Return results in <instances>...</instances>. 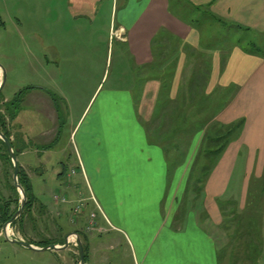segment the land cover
Segmentation results:
<instances>
[{
	"label": "crops",
	"instance_id": "crops-1",
	"mask_svg": "<svg viewBox=\"0 0 264 264\" xmlns=\"http://www.w3.org/2000/svg\"><path fill=\"white\" fill-rule=\"evenodd\" d=\"M75 5L77 16L56 11L68 6L63 1L52 5L55 17L45 18V59L39 63L34 58L29 67L33 85L28 103L33 107L31 127L42 125V119L52 125L33 137L43 138L46 146L58 137L55 97L68 105L80 103L65 143L73 144L80 173L101 209L99 235L105 234L75 232L80 234L84 264H222L219 256L228 252L230 231L246 237L247 241L238 237L240 247L251 245L246 255L254 264L264 263V225L260 238L245 225H225L224 220L234 217L237 199L238 210L244 211L250 185V197L264 198V0H80ZM84 9L89 17L82 15ZM229 31L240 36L231 38ZM243 41L255 50H248ZM84 49L93 57L102 53L110 65L115 51L114 67L122 70L107 90H102L103 67H76ZM197 80L199 94L190 100ZM207 106V119L216 128L236 129L209 166L191 207L185 203L187 176L181 172L187 165H172L171 186L167 168L176 153L195 151L194 141L187 140L189 148H181L175 139L190 136L189 131L180 133V121L196 119ZM164 119L171 121L167 133L162 129ZM163 135L171 136L170 155L166 139H158ZM235 173L239 198L227 193ZM32 195L35 203L19 224L30 219L33 226L14 235L38 256L47 251L39 250L43 243L61 247L70 233L53 236L49 224L63 212ZM251 203L255 216L258 212ZM48 252L44 264H79L73 243Z\"/></svg>",
	"mask_w": 264,
	"mask_h": 264
},
{
	"label": "rangeland",
	"instance_id": "rangeland-1",
	"mask_svg": "<svg viewBox=\"0 0 264 264\" xmlns=\"http://www.w3.org/2000/svg\"><path fill=\"white\" fill-rule=\"evenodd\" d=\"M63 1H66L68 6L63 8L58 7L56 11H59L60 9L61 12L67 13L66 15L68 17L77 16L76 13L74 14V10H77L75 3L77 4L80 0H0V66L4 69L6 76L4 87L1 92L2 101L0 102V112L3 115L6 114V111L4 110V98L11 100L17 93L23 91L17 98V112L16 110L11 112L10 109H12V106L6 107L8 108V110L6 109L8 112L6 122L9 126L12 139L17 143L14 145L15 149L19 148L24 152L23 155L17 154L16 159L18 164H22L24 167L23 170L25 173L28 172L30 175L29 178L32 193L39 198L40 202L45 203L48 206L57 207L60 210V213L63 212L59 215L56 221L49 224L48 228L49 230L52 229L51 233H53V236L61 235L63 237L66 234L75 233L76 231L79 233V230L82 231V229L87 236H104L105 234L99 235L100 232H98L101 222H99V217L97 215L98 213L100 215L102 214L101 209L97 204L96 198H94L92 194L91 187L85 179L86 177H84V175L82 176L80 173L73 152V144L69 142L66 145L65 143L67 137L66 134L69 131L70 125L76 122V117L79 115L78 107H80V103L68 105L63 100H60V98L55 97V102L59 107L60 118V122L58 123V137L53 144L48 146L45 145L43 138L33 137L41 131V128H43V130L48 127L52 129L50 122L46 119H42L40 121L42 125L33 128L31 127L29 119L33 109L28 103L29 88L33 85V82L29 77V67L31 64H35L33 60L34 58L38 59L39 63L44 62L45 18L49 17V15L55 17L52 16L53 14L51 15V10H53L51 9L52 5ZM59 5L60 4H58V6ZM81 13L82 15L84 14V17L90 16L87 9H84ZM62 15L65 14L62 13ZM86 26L87 25H84V27ZM83 30L86 32V28ZM88 33H90V31H88ZM88 33L84 36V44L89 40V38H87ZM216 33L218 32L216 31ZM228 33L231 38L236 39L240 36V34L237 35L233 31H229ZM252 41L254 44L256 43L255 38H253ZM243 42L247 45L246 48L248 50H255L251 45H248L246 41ZM38 43L42 46H39ZM83 51V55L78 58V63H75L76 67H103L105 78L102 82V90H107L112 79L117 75L116 73L122 70L121 67H114V64L116 63L115 51L112 53L111 65L102 53H98V56L93 57L87 55L88 52L85 49ZM258 51L262 52V48H258ZM93 59H95V63L91 64L90 61ZM199 74L201 73L199 72ZM199 84L200 82L197 80L193 89H191L190 100L193 98L194 93L195 95L199 94ZM102 95L103 94H101L99 99H101ZM200 98L201 97H199V99ZM94 99L91 101L87 111L93 104ZM93 110L94 107L92 108L90 115H92ZM192 111L193 110H190V113H192ZM209 114L210 110L207 106L203 114H197L196 119L180 121V133L181 130L182 133L183 131H189L190 136L180 135L177 138L175 137V139H178V144L181 145V148L182 146L189 148V143L191 144L192 141H194L193 144L195 151H190L189 153L180 151L178 154L174 152L176 153L175 155H177L175 156L176 159L174 161L169 160V167L167 168L168 181L171 186V183H173L171 175L174 171L172 165L174 163L178 164L180 167L187 165L185 169H181V172L184 170V174L187 176V184L185 179L183 190L186 191L185 203L190 202L193 197L199 196L202 191V185L198 180H202V172L215 163L214 154H212L214 152L212 151H216L222 142H217L218 140H216L215 136L212 134L210 128L212 124L207 119ZM90 115L85 119V122L90 121ZM162 127L163 131L167 133L168 128L171 127V121L169 119H164ZM232 136L233 134L229 135V140ZM155 138L157 137H151V139ZM170 138L171 136L168 135L159 136L158 138L159 140L166 139V145H164V147L167 155L169 153L168 149H170L172 143ZM187 140L189 141L188 144ZM12 174L13 171L11 166H9L7 162L5 163V161L2 162L0 159V205L7 203L9 205V210L12 209L10 212L19 208L20 200L18 193L15 194L13 189ZM235 181L236 173L233 176V180L231 181L227 193L228 195H235L236 198H239L235 191L237 185V182ZM262 186L263 185H260V187ZM251 187L252 186L250 185L249 200L245 203L244 211L238 210L237 205H239L241 201L240 199H237L238 203H234V207H232L234 217H224L225 225L235 226L236 224H243L254 236L263 238L261 227L264 225V198L259 199L256 196L250 197ZM13 201L15 203L10 204ZM249 203H251L255 210H257V215L253 216L252 211L249 208ZM193 205L192 200L190 206L193 207ZM28 214L29 211L25 213L23 217ZM91 215L93 217H91ZM30 218H32V215H30ZM102 218L104 219L103 216ZM28 221L29 222L27 224L24 223L23 226L19 224V221H16V224H12L10 228H12L15 233L17 231L20 232V230H25L26 226L27 228L33 226L30 219H28ZM202 223H204L203 219ZM204 226L207 228V225L204 224ZM226 234L228 235V252L222 253L221 257L219 256L223 262L222 264L226 261L228 264H254V258L246 255L247 252L251 251V245L246 243V248L240 247L239 238H242L243 241H247L243 233L240 231H230ZM42 236L43 235L37 233V237L41 240L43 239ZM30 251L32 250L24 246L10 243L3 235L0 236V264H44L46 262L45 257H48L47 253H50L48 252L49 250H47L46 252L39 253L37 254L38 256H35ZM241 252L245 255H241ZM70 257L73 256L70 255ZM53 261L56 260L53 259Z\"/></svg>",
	"mask_w": 264,
	"mask_h": 264
},
{
	"label": "trees",
	"instance_id": "trees-1",
	"mask_svg": "<svg viewBox=\"0 0 264 264\" xmlns=\"http://www.w3.org/2000/svg\"><path fill=\"white\" fill-rule=\"evenodd\" d=\"M21 92H23V91H20L19 93H17V95L13 98V100L10 101L8 104L5 103V109L4 110L6 111V114L3 115L0 112V133L3 134L11 142L13 150L17 151V154H19L20 151L18 149L14 148V142L11 140V133L9 130V126L6 122V116L8 115V112H7L8 108H6V107L12 106V109H10L11 112H14V110H16V112H17V105H18L17 98L21 94ZM1 96L2 95L0 94V102L2 101ZM210 128L212 130V134L215 136L216 140H218L217 142L222 141L219 148L216 149V151H212V152H214L212 154H214V159H215L221 153V151L223 150L226 143L229 141V135L233 134V131L236 129V126H235V128L234 127H226V128H223L220 130V129L216 128L215 124H212ZM0 159L2 162H4V161H5V163L7 162L9 164V166H11V168H12L10 159H9L7 151H6V147L1 140H0ZM12 171H13V168H12ZM208 171H209V168L205 169L202 172V176H203L202 180L206 176ZM202 180H198V182L199 181L201 182ZM18 182H19V185L24 190L25 195H26V199H27L25 209H24L22 215L20 216V218L17 220V222L18 221L20 222L23 218V215L25 213H27L28 211H30V209L33 207V205L35 203V199L32 195L31 184H30L29 178H28L27 174L25 173V171L20 166L18 169ZM13 189H14L15 194H17V191H16L14 186H13ZM16 211L17 210L10 212L9 205L7 203L0 205V227L2 225H4L6 222H8ZM43 246L46 247L47 244L43 243ZM84 257H85V254H84Z\"/></svg>",
	"mask_w": 264,
	"mask_h": 264
},
{
	"label": "water",
	"instance_id": "water-1",
	"mask_svg": "<svg viewBox=\"0 0 264 264\" xmlns=\"http://www.w3.org/2000/svg\"><path fill=\"white\" fill-rule=\"evenodd\" d=\"M0 72H1V82H0V94L2 92V89L4 87V83H5V71L4 69L0 66ZM0 140L4 143L5 147H6V151H7V154H8V157L11 161V164H12V168H13V174H12V182H13V185L15 187V189L17 190V193L19 195V208L17 209V211L14 213V215L11 217V219L6 222L4 225H2V229H1V234L5 237V239L10 242V243H13V244H17V245H20V246H24V247H27L28 249L30 250H33L34 248L22 241V240H17L15 238H13L11 235H9V232H8V229L9 227L14 224L19 218L20 216L22 215L24 209H25V206H26V202H27V199H26V195H25V192L24 190L22 189V187L19 185V182H18V169H19V165H18V162H17V159H16V156H17V151H14L13 150V147L11 145V142L3 135L0 133ZM70 238H74L75 240V243H76V246H77V249H78V252H79V264H84V251H83V247H82V244H81V240H80V237L77 233H70L68 235V237L66 238V241L64 243L63 246L61 247H58V246H55V245H49V246H46L44 248H41L39 250L41 251H46V250H54V251H59V250H64L67 248L68 244H69V240Z\"/></svg>",
	"mask_w": 264,
	"mask_h": 264
},
{
	"label": "built area",
	"instance_id": "built-area-1",
	"mask_svg": "<svg viewBox=\"0 0 264 264\" xmlns=\"http://www.w3.org/2000/svg\"><path fill=\"white\" fill-rule=\"evenodd\" d=\"M91 217H93V216L91 215ZM8 232H9V235H11L12 237L14 236V234L12 233V231L10 229H8ZM73 243H74V240H73Z\"/></svg>",
	"mask_w": 264,
	"mask_h": 264
}]
</instances>
